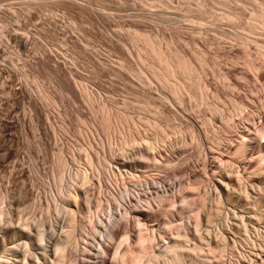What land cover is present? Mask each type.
Returning a JSON list of instances; mask_svg holds the SVG:
<instances>
[{
    "label": "rangeland",
    "instance_id": "rangeland-1",
    "mask_svg": "<svg viewBox=\"0 0 264 264\" xmlns=\"http://www.w3.org/2000/svg\"><path fill=\"white\" fill-rule=\"evenodd\" d=\"M155 45L159 49L154 53ZM261 130L264 0H0V189L8 197L4 207L11 205L8 211L13 214L8 219L0 211V221L6 219L0 225V264H52L55 242L66 245V264L76 245L74 237L60 235L66 223L64 209L56 219L55 240L50 236L48 216L54 212L46 210L48 189L54 193L55 171L56 177L62 173L68 181L74 176L68 171L74 169L75 174L89 158L97 168L88 180L92 215L100 201L106 209L108 203L118 208L122 196L134 190L128 189L130 183L156 177L167 185L182 181L171 193L176 202L173 225L164 223L157 208L159 213L146 214L145 201L131 202L132 216L144 223L141 229L145 231L146 223L172 242L170 232L183 217L189 237L183 235L182 242L191 251L186 249L191 254L184 263L264 264V139L257 134ZM242 136L250 140L241 147ZM132 137L167 148L152 156L148 147H130ZM72 147H86L90 157L78 153L76 163H70L64 155L66 167L58 151ZM120 151L132 155L126 159ZM152 183L160 187L158 181ZM83 198L77 207L69 199L64 203L72 209L68 229L73 223L76 239L80 226L90 225ZM258 212L260 222L255 219ZM20 216L36 221L30 223L32 233L45 227L44 243L50 249L36 245L34 235L20 229ZM240 216L247 232L244 224L234 221ZM209 217L215 221L212 227ZM121 220L108 230L114 242L104 241L102 253L98 243L82 235L95 247L92 259L78 247V264H118L112 260L113 243L123 231L131 233L129 242L138 234L133 217ZM100 228L106 235L107 227ZM222 234L226 246L236 249L234 255L213 253ZM205 239L211 248L203 246ZM20 241H26L38 259L24 255ZM159 245L165 248V243ZM42 249H48L46 257Z\"/></svg>",
    "mask_w": 264,
    "mask_h": 264
},
{
    "label": "bare ground",
    "instance_id": "bare-ground-1",
    "mask_svg": "<svg viewBox=\"0 0 264 264\" xmlns=\"http://www.w3.org/2000/svg\"><path fill=\"white\" fill-rule=\"evenodd\" d=\"M156 46L157 45H155V47H152L153 48L152 49L153 52L156 51V49L158 48V47L156 48ZM157 52H159V51H157ZM159 54H160V52H159ZM159 58L161 59V57H159ZM165 59H167V58H164V60ZM165 62H167V60H165L164 63ZM171 63H173V62H171ZM165 64H167V66L170 65V67H167V68L173 69L172 68L174 66L173 64H172L173 66L171 64L168 65V63H165ZM175 71H176V68H175ZM173 73H175L174 70H173L172 74ZM167 76L168 75H166L165 78H167ZM173 84H175V83H173ZM176 86L179 87V84L176 85ZM39 91H40V89H39ZM41 95H42V93H41ZM86 95H88V91H86ZM54 105H56V103H54ZM240 107H242V106H240ZM236 110H239V107H237V109H235V111ZM241 111H242V108H241ZM241 111H239V112H241ZM120 118L121 117H118V119H120ZM123 118L121 119V121L123 120ZM107 119H110V117L107 118ZM227 119H229V118H227ZM108 122H110V121H108ZM121 126L124 127V125H121ZM153 126H155V125H153ZM229 127H231V125H229ZM160 129H162V127H160ZM257 132H259V131H257ZM120 133H122V131ZM257 134L261 135V136L259 135L260 139H264V132L262 130L259 133H257ZM164 135H167V134L164 133ZM131 136H133V135H131ZM193 137H195L194 134H193ZM242 138H243V140L240 142L241 147H242V144H245V142L248 140L244 136H242ZM131 139L130 140L132 142L134 138L132 137ZM136 139L139 140L138 137ZM136 139H134V141L132 142L133 144L130 143V147H132V146L133 147H137L138 150H141L140 146H144L143 147L144 149H146L148 147L149 149H146V151L150 150V151H148V153H152V156H154V154H156V152H159L161 149L164 150V149L167 148V145H164L162 147H158L156 141H154V142L153 141H148L147 139L146 140L143 139V138L141 139V137H140V141H138ZM164 139H167V141H169L168 135H167V137H164ZM160 141H162V139H160ZM124 147H126V149H130V147H128V145H124ZM90 149H92V145H90ZM134 151H136V149H134ZM58 153H60V157H62V159H64V163H66V157H68V159H70V163H72V161H74V163H76V157H78V153H84V155H87V157H90V155H88V151H86V147H76V148L72 147V149H68V151L65 152V153L63 152V150H59ZM112 153H114V151H112ZM64 155H66V157H64ZM130 155H132V151H128V153H122V151H120V157H126V159H127L128 157H130ZM149 158L150 157H148V159ZM87 160H88V161H86L87 163L85 162L86 166H84V165L82 166V164L78 165L80 167L75 172V174H74V169H70V171H68V175H70V177H72V175H74L71 179L68 178V181H66L65 178L62 177V173H60V175H58V177H56V175H54V173H56V171H55L53 173V176H52V181H53V184H54V193H52V189H50V188L48 189V191H49L48 201L49 202H48L46 210L48 211V214L50 213L51 210H53V212H54V215L51 214V216H48L49 217V222H48V226L47 227H48V231L52 232V234L50 233L51 234L50 236H52L53 240H55L54 239V229H56V225L58 224V221H56V219H60V211H62V209H64V211H66V213H64V219H65L66 223L62 225V227H64V229H62L60 235H62V237H64V239H66V237H67V239H70V238L74 237V245H76V247H72V253H70V257H68V259H66V264H78V247H82V254H84L85 257H87L88 259H90V258L92 259V256H91L90 253H92V251L94 250L95 246L94 247H90V241H94V243H98L99 247H100V253H102V247L101 246L104 244V241L106 242L108 240L110 241L111 239H113L110 242H114V237L111 236L108 233V230L111 229V228L113 229L114 226L117 223L120 222V221L118 222V219L121 220L123 218L122 220H127V219L129 220V218H131V217H133V227H135V230H136V228H138L137 229L138 232L136 231L138 234L134 238L135 241L131 240L133 243L129 242V240L131 239V237H130L131 233H129V232L123 231L124 233L123 232L122 233L125 234V235L120 233V234L123 235V236L120 235V237L122 236L121 238L117 236L120 240L116 241L115 243H113L114 247L112 249L113 250V252H112L113 253L112 260L114 262H116L118 264H187V263H184V261H186L187 260L186 257L191 254L190 253L188 255L187 251H189V252H191V251H190L189 248L187 249V247H185V244H183V242H182L183 241V235H187L186 236L187 238L189 237V234H187L188 228L186 229L185 227H182V225H183V217H180L179 223H176V224L174 223L175 226L177 227V230L175 229L176 230L175 232L174 231L170 232L171 233L170 234L171 238L173 237L172 238V242H170L171 240L170 241L167 240V237L169 235H165L164 236L163 233H159L158 234L157 232H155V230L153 228H149V229L146 228V223H145V231H143L144 230L143 229L144 226L142 228L143 230L141 229V226L144 223L141 222L139 217L132 216L133 212L130 211V209L132 207L131 202L133 200L137 204L142 202V201H145V206L147 208L146 210L148 211V213L145 210L143 212H146V214H150V213H152L154 211H157L156 210V208H157L158 211L161 212L160 214H162L164 216L163 218L164 219L166 218L164 223H168L169 222V223H171L173 225V221L171 220L172 219L171 216H172V213H173L172 212V207L176 204V202L173 201L171 193H173V191H177L178 187H181V185H183L182 181H175L173 184L167 185L166 183L162 182L160 180V178L156 177V179L148 178L147 181H146V179H142V181H136V183H130V187H128L129 185H127V184L123 185L124 189H126L128 187V189H134V190H131V192H127V193H125L122 196V198L120 199V204L117 205L118 208H113L112 204L108 203L107 204L108 205V209H106V205H104V203H102V201H100V207H98V209H96V212L92 215V209H90V203L91 202L88 203L92 199L91 196H90L91 192H90V188H89L91 181H88V180H89V177H90V172L91 171L97 172V168L94 165L92 159L89 158ZM261 161L264 162V156L262 157ZM55 163H56V161H55ZM56 165L58 167V163H56ZM99 165H100V163H99ZM231 166H232V164H231ZM66 167H68V163H66ZM100 169H99V171H100ZM34 173H36V169H34ZM94 175H97V174H94ZM152 181H158V183H160V187H156L155 188L153 183H152ZM66 182H68L70 184V187H66V185H65ZM60 184H61V187H60ZM82 197H84L83 199L86 200V203H84L86 205L85 218L90 223V225H88V229H90V231H88V229H86V227H84V225L80 226V229H78L79 230L78 231V239H76V237H75L76 229L74 228L73 223H71L72 225H69L70 228L68 229V223H70V219H68V213H72V209H70V207H68L69 204L66 207V205H67L66 199H67V201L69 199L71 203H73L75 206L76 205L78 206V201L80 199H82ZM114 199H116V197H114ZM4 201H6V203H8V197H6L5 192L2 193V189H0V211H4V213L1 212L2 214H4V217H8V219H12V215L13 214L10 215L12 213V211H8V209H12V206L11 205H6V207H4ZM116 201H118V199H116ZM180 202L183 203V196H181ZM184 202H185V198H184ZM50 203H52V207H50ZM64 203H66V205H64ZM33 206H35V205L32 204V207ZM2 207H4V209H2ZM102 209H106V211H102ZM143 212H142V214H145ZM257 214H258L257 215L258 217L255 218L257 220V222L258 221L259 222L262 221L261 219H263V218H262L261 215H259L261 213L258 212ZM90 215L92 216L91 217L92 219H88V217H90ZM180 215H182V211L180 212ZM152 217H153V215H152ZM170 217H171V219H170ZM156 218H157V216L154 217L152 220L155 221ZM242 218L243 217L240 216V217H238L237 220H234V221H236L237 223L240 222L241 224H244V226H243L244 229H245L244 232H247L248 231L247 223L244 222ZM18 219H22V216L18 217ZM5 222H6V219H4V221H0V225H4ZM214 222L215 221L212 219V217H209L208 218V227H212V225H214ZM242 222H244V223H242ZM8 223H12V221H8ZM30 223H32V225H33V223H36V221H34V220L31 221L30 218L22 219V227H20V229H24V231H26V233H28V235H34V237H32V239L34 238L33 242H35V239H36V245H40V247H48L49 243H48V245H46L47 243H44L46 241V230L44 229L45 227H36V233H32V231H30ZM150 225H153V224L151 223ZM172 225H170V226H172ZM102 226L107 227V229H104V231H106V235H104V232L100 231V229H101L100 227H102ZM165 226H167V225H165ZM86 231H88V233H86ZM127 231H129V230H127ZM207 231H208V235H210L209 233L211 232V230L208 229ZM196 232H197V234L198 233L202 234L199 231H196ZM26 233H24V234H26ZM96 233H98V235H96ZM156 233L158 234L157 236H156ZM173 233L175 235H173ZM108 234L111 236V237L109 236V239H108ZM82 235H84V237H86V239H90V241H86V239H84V237H82ZM241 235H242V233H241ZM247 235H249V233H247ZM223 236H224V234L221 235V237L223 238V239H221V242L220 243H216L215 249H213V253H215V255H221V257L224 258L225 255H227V252H228L229 256L234 255V253H235L234 251L236 249L234 250V248H232L230 246L229 247L226 246L227 245L226 244L227 243V238H226V236L225 237H223ZM96 237H98V241L96 240ZM48 238H49V235H48ZM171 238H169V239H171ZM198 238H201V237L198 236ZM204 238L205 237L202 236V240H204ZM242 238H244V237H242ZM246 239H248V238H246ZM53 240H51V241H53ZM57 241H58V239H57ZM78 241H82V243H84V245H80V243H78ZM20 242H21L20 245H22V249H24V255L25 254H29V255H32V256L36 257V255H34V253H32V251H30V249H28V243H26V241H20ZM161 242L165 243V248L162 249V250H160V247H158V246H160L159 244ZM124 243L125 244L128 243L127 244L128 247H127V249L123 250V248H126V247H124L126 245H124L123 248H122V245ZM193 243H195V241H193ZM236 243H237V241H236ZM203 244H204L203 246H208L209 248L212 247L211 241H207L206 240V241L203 242ZM135 246H137V247H135ZM139 246H140V249H139ZM162 246H164V244ZM249 246H247V247H249ZM121 248H122V250H121ZM136 248H138V249H136ZM201 248H203V247H201ZM52 249H54V251H56V253L54 252L56 254V255H54V257L56 259H54L53 261L51 259L52 264H62L63 260L65 258L66 245H61L59 242H55L54 243V247H52ZM186 249H187V251H186ZM219 250H221V251H219ZM44 251L48 252V249H42V253L46 257V253H44ZM98 252H99V250H98ZM223 252H225V253H223ZM196 257H199V256L196 255ZM36 258L38 259V257H36ZM196 262H198V261L196 260ZM91 263H92V260H91ZM199 263L200 262H198L197 264H199ZM37 264H42V263L39 262ZM82 264H90V261L89 260L88 261L84 260V262H82ZM92 264H99V263H98V261H96V262L93 261Z\"/></svg>",
    "mask_w": 264,
    "mask_h": 264
}]
</instances>
